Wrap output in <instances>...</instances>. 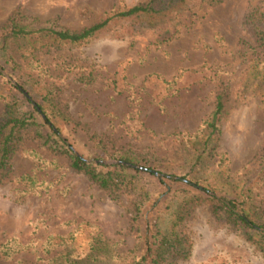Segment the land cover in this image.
<instances>
[{
  "label": "rangeland",
  "instance_id": "374dc122",
  "mask_svg": "<svg viewBox=\"0 0 264 264\" xmlns=\"http://www.w3.org/2000/svg\"><path fill=\"white\" fill-rule=\"evenodd\" d=\"M147 1L0 0V26L18 11L80 30ZM153 7L112 19L81 45L42 34L0 43V120L27 108L14 75L38 102L54 92L71 117L62 135L87 159L108 165L118 153L140 152L157 169L213 182L230 197L249 187L264 210V0H156ZM218 94L224 107L213 132ZM18 137L0 169V264H131L149 222L157 217L167 230L196 193L141 173L101 188L30 129ZM183 227L191 252L174 264H264L242 231L204 203Z\"/></svg>",
  "mask_w": 264,
  "mask_h": 264
},
{
  "label": "trees",
  "instance_id": "16d2710c",
  "mask_svg": "<svg viewBox=\"0 0 264 264\" xmlns=\"http://www.w3.org/2000/svg\"><path fill=\"white\" fill-rule=\"evenodd\" d=\"M155 3L156 0H148L146 3L118 10L102 21L80 30L57 27L49 21L39 22L33 17L14 11L0 26V43L5 44L11 37H32L42 34L53 43L60 45H81L88 42L96 31L112 19L151 12L154 10ZM3 69L0 63V74ZM10 76L15 81H9L22 96L27 108L19 116L0 120V169L9 166L10 158L19 140L18 132L30 129L33 137L38 139L44 149L51 154L65 156L72 170L85 174L91 182L101 188L113 189L123 183L126 175L133 177L141 173L148 174L161 183H182L196 191L195 194L188 196L173 213L167 230L161 229L157 217L149 222L144 237L143 252L134 255L131 264H174L180 259L187 258L191 252V242L184 232V221L192 208L201 203L207 205L211 215L222 217L227 223L240 229L246 240L264 254V210L253 203L251 188L241 187L236 196L230 197L221 194L220 189L213 182L195 180L186 174L165 173L149 164L145 154L130 150L111 157L117 162L108 165L97 163L94 159H87L78 153L62 135V127L66 122L71 121V117L57 106L54 101V92L46 91L41 102H38L16 81L14 75ZM223 107V96L218 94L211 121L208 122L213 132L217 131V120ZM160 196L161 194L158 193L157 198ZM7 245L3 246V252L7 253L9 249H12ZM49 264L55 263L49 262ZM70 264L80 263L72 260Z\"/></svg>",
  "mask_w": 264,
  "mask_h": 264
}]
</instances>
